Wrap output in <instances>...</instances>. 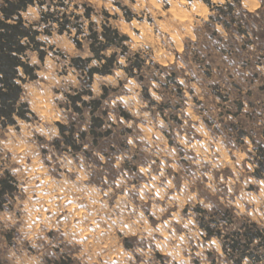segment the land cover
Returning <instances> with one entry per match:
<instances>
[{
    "label": "rangeland",
    "instance_id": "1",
    "mask_svg": "<svg viewBox=\"0 0 264 264\" xmlns=\"http://www.w3.org/2000/svg\"><path fill=\"white\" fill-rule=\"evenodd\" d=\"M208 1H65L69 11L90 4L96 27L107 12L129 38L127 55H140V83L116 69L94 75L92 96H82L103 95L98 137L89 109L73 112L66 97L88 90L70 62L79 52L33 26L44 55L28 53L36 78L21 84L20 102L29 112L0 124V180L8 173L15 188L0 197V264H232L199 229L198 210H229L223 234L251 223L264 230V182L252 176L248 139L235 138L244 128L264 141L254 135L264 126V0ZM225 4L227 31L210 20L229 18L215 9ZM21 16L39 20L34 7ZM172 73L177 85L165 81ZM236 100L243 108L233 118ZM57 124L73 125L79 148L63 144Z\"/></svg>",
    "mask_w": 264,
    "mask_h": 264
},
{
    "label": "trees",
    "instance_id": "2",
    "mask_svg": "<svg viewBox=\"0 0 264 264\" xmlns=\"http://www.w3.org/2000/svg\"><path fill=\"white\" fill-rule=\"evenodd\" d=\"M65 1L67 0H0V124L3 126L13 124V117L24 119L23 111L29 112L26 104L20 102L21 84L36 78L37 67L29 64L28 53H35L38 60L43 61L44 53L40 50L41 43L37 40L40 32L34 30L33 26L45 25L47 28H53L58 35H65L79 52V55L70 62L79 75L81 86L88 90L66 97L69 99V109L73 112L81 114L83 109H89V131L98 137L100 134L94 129L101 128L102 121L94 116V111L100 106L103 95L100 99L93 98L88 101L82 96H92L89 88L94 75L107 76L116 69L122 70L128 77L136 78L140 83L143 80L140 55L138 53L127 55L129 47L125 42L129 41V38L106 23L107 18L111 17L107 12H103L105 20L96 27L91 21L93 8L90 4L74 5L69 11V5ZM203 2L210 6L208 0ZM29 7L36 8L39 14L38 22L33 25H28L21 16ZM223 8L228 9L229 18L223 20L218 14L216 17L210 16V20L216 19L227 31L228 24L234 21V16L231 15L230 4L215 7L218 12ZM108 51L110 54L107 55ZM81 54H85L86 57H82ZM119 60L124 64H120ZM155 68L164 69L159 65H155ZM165 81L177 85L174 73L165 76ZM145 91L146 88L143 87V97L149 99ZM149 102L153 103L152 100ZM234 106L235 112L230 113L233 118L241 113L243 104L236 100ZM57 127L63 144L74 149L79 148L72 141L73 125L67 128L65 125L57 124ZM66 130L69 134H65ZM85 134L81 133L82 137ZM254 135L264 140V126L259 134ZM254 137L244 128L235 132L238 142L243 143L247 138L251 144L252 149L246 154L253 166L252 176L264 182V141L256 142ZM55 144L59 145V140H55ZM6 176V179L0 180V197L15 189L9 182H13L11 176L8 173ZM198 213L200 214L196 222L199 229L205 233L206 238H215L219 242L222 252L232 264H241L243 260L250 263L264 260V230L258 228L256 224L241 225L230 234H223L220 227L233 223V216L229 210L210 214L199 209Z\"/></svg>",
    "mask_w": 264,
    "mask_h": 264
},
{
    "label": "bare ground",
    "instance_id": "3",
    "mask_svg": "<svg viewBox=\"0 0 264 264\" xmlns=\"http://www.w3.org/2000/svg\"><path fill=\"white\" fill-rule=\"evenodd\" d=\"M202 6H203V7H205V5H204V4H203Z\"/></svg>",
    "mask_w": 264,
    "mask_h": 264
}]
</instances>
